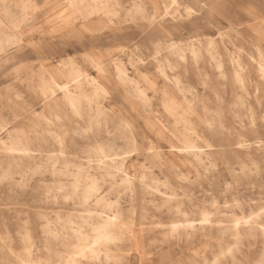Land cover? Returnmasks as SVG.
Wrapping results in <instances>:
<instances>
[{
	"label": "rangeland",
	"instance_id": "obj_1",
	"mask_svg": "<svg viewBox=\"0 0 264 264\" xmlns=\"http://www.w3.org/2000/svg\"><path fill=\"white\" fill-rule=\"evenodd\" d=\"M117 1L118 16L110 19V24L106 25L107 20L103 18L101 20L105 24L98 26L93 23L89 28L83 25L87 22L85 19L76 18L68 26L62 22L68 0H0V7H7L9 15L13 13L18 19L23 16L27 18L20 23L19 41L6 45L0 52V119L7 123L11 131L23 129L28 132L33 145L46 151L56 150L58 146L47 137V133L42 137L41 132L49 127L56 129L63 135L65 156L60 160L64 158L73 165L86 164L88 150L98 143L126 153V169L135 178L136 197L135 202L131 203L127 193H120V207L126 221L131 215L130 208L134 207L132 228L138 232L139 241L138 248L131 251L128 244L119 242V249L114 250L116 264H211L220 247H232L236 240L228 233L222 236L218 234L213 230V224H201L200 211L204 209L212 216L221 217L222 226H229L232 217L247 216L264 205V146L262 150L250 149L248 154L245 150L238 151L235 136L227 129H212L204 112L220 110L223 123L239 129L233 111L241 109L244 123L242 133L247 139L255 140V135L248 131L249 124L245 117L246 111L252 110L258 137L264 145V80L257 70L259 53L255 48L259 47L264 57V0H178L179 16L176 18L163 15V0ZM134 1L142 3L145 17H153V23L140 16L134 19L127 16ZM188 6L196 12L191 14L192 18L185 19L182 16ZM204 37L212 38L221 57L226 72L223 84L215 68L205 60H195L188 49L184 55L186 68L175 66L166 69L169 78L179 77L180 90L169 78L170 82L157 73L158 62L153 58L156 43L192 42L197 46V40ZM92 55L103 62V73L97 72L90 64L88 57ZM229 55L240 57L248 66L247 93L241 92L233 80ZM250 55L256 58L252 60ZM68 58L96 76L98 82L107 88L109 95L97 100L104 112L99 114L95 105L83 108L82 116L75 117L71 108L62 101L59 90L53 97L44 98L43 89L52 84V78L59 83L64 81L57 74V66ZM114 58L121 60L131 79L135 78L139 89L145 93V102L136 95L137 90L133 91L128 82L122 84L113 73ZM202 68L209 73L212 89L202 83ZM256 83L259 87L257 92L253 89ZM70 89L74 90L72 87ZM162 90L167 98L181 103L180 110L189 111L190 122L203 138L197 139L196 143L210 154L216 167L209 165L204 153H201L202 162L193 165L189 164L184 154L179 153L182 157H176L171 153L169 144L173 141L178 145L181 143L173 138L170 131L176 128L181 130L182 125L175 123L174 116L163 107ZM239 95L245 98L247 105L233 109ZM55 101L58 105H55ZM188 101L192 102L188 104ZM41 116H46L50 122L41 120ZM125 122L130 131H124ZM77 124H81L85 130L77 129ZM163 126H166V130L161 133L159 130ZM129 134L133 140H130ZM132 141L137 148L133 152ZM44 155L39 158L41 164L44 163ZM1 159L5 166L7 156L2 155ZM239 159L245 164L243 170L237 164ZM252 160L257 162V170ZM143 168L148 174L151 173L150 176L147 174L148 177L166 184L151 188L153 190L150 189L149 194L143 193L137 180ZM50 173L45 170L32 173L23 183L18 174H13L11 180H0V264H19L25 256V245L33 244V241V257L42 251L40 253L49 259L50 264H60L63 252L67 254L68 247H72L70 245L75 240L63 229L67 225L63 219L71 213L74 216L84 213L88 205L97 209L98 206L92 204L80 206L73 200L61 198L64 191L58 190L55 182L71 179L72 176L62 178ZM96 176L105 181L101 191L108 196L111 194L108 193L109 189L115 187L121 177L117 175L109 179L104 174ZM55 193L56 197L52 198ZM171 193H175L173 200L165 202ZM114 194L109 198H114ZM236 201L241 203L240 208ZM175 203L182 206L185 215L174 212ZM57 216L61 218L57 219ZM185 219L193 221L195 234L187 235L181 228L179 234L173 235L171 222ZM260 222L264 223V217ZM203 225L208 230H201ZM45 226L61 236L54 238L47 233ZM21 233L32 235V241L26 242V237L21 238ZM246 237L250 238L247 240ZM241 239L239 249L234 250L235 258L244 264H255L264 253V235L257 229L254 236L247 235ZM231 259L228 255L223 256L217 264H231ZM99 262L113 264L105 260ZM99 262L83 260L84 264Z\"/></svg>",
	"mask_w": 264,
	"mask_h": 264
},
{
	"label": "bare ground",
	"instance_id": "obj_2",
	"mask_svg": "<svg viewBox=\"0 0 264 264\" xmlns=\"http://www.w3.org/2000/svg\"><path fill=\"white\" fill-rule=\"evenodd\" d=\"M68 2H67L68 7L66 9L67 10L66 15L62 19V22L66 26L72 24L76 18L87 20L86 23L83 22L84 23L83 25L89 28H92L93 23H96V25L100 26L101 23H103V21L101 20L103 18L107 20L106 25H108L110 24L109 23L110 19L118 16L119 10L117 6H119V3L117 0H68ZM177 4H178V0H163V15L164 16L170 15L171 17L174 18L178 17L179 13H178ZM144 10L145 9L141 2L134 1L132 3L131 10L127 13V16L130 18H133L135 16H140L141 18L145 19L146 17L144 15ZM184 11H185L184 15L181 16L185 17V19L192 18L193 16L191 14L193 12L194 13L196 12V10H194L190 6L186 7ZM146 19L149 23H153V19H154L153 17ZM26 20H27L26 16H23L22 18L18 19L13 13L12 14L10 13L9 15V10L7 7L5 6L0 7V52L4 50L6 45H12L15 42L17 43L20 33V23ZM197 41H198L197 46L195 44H191L192 42L156 43L153 49V58H155V60L158 62V67L156 70L158 71L157 73H159L164 78L168 79L169 76L166 71L167 68L172 69L175 66H183V67L185 66L186 68L184 55L188 49L190 51V54L195 60H201V59L205 60L210 66L214 67L216 73H218L219 81H221L223 84L226 80V72L223 67L222 60L218 53V50L214 44V41L210 37L199 38ZM255 48L259 53L257 55L258 60H256L257 70L260 74V77L264 80V57H262V55L260 54L261 49L257 46ZM249 57L252 60L256 58L252 55H250ZM88 60L90 64L97 70V72L103 73L105 71L103 62L100 61L97 56L95 55L89 56ZM229 60L232 63L234 82L237 84L241 92L247 93V90L249 88V79H248L249 70L247 64H245L240 57H233L232 55H229ZM112 67H113V73L117 76V78H119L118 80H120L122 84H126V82H128V85H130L133 91L135 92L136 90L138 91L136 95L142 101L145 102V98H146L145 93L143 92V90L139 89L135 78L132 77L133 79H131L130 76L131 74L128 75V72L124 67L123 63L121 62V60L118 58H114L112 61ZM200 72L202 75V83L206 87H210L212 89L213 86L210 84L211 82L208 71L205 68H202ZM57 74L63 77L64 81L59 83L58 81L52 78L51 79L52 84H48L43 89L44 98L53 97L54 93L57 90H59L62 95L61 96L62 101L71 108L72 114L75 117H81L83 113V108L85 107L92 108L95 105L97 107L99 105L97 101L99 97L101 96L105 97L106 95H109V91L107 90V88L103 84L98 82L96 76H93L89 74L87 71L83 70L74 60L68 58V60L59 62L57 66ZM136 75L138 77L139 73ZM146 76L145 78H148ZM139 78H142V76H140ZM169 79L172 81L173 85L180 90L181 81L179 77L173 76L172 78ZM169 79L168 81L170 82ZM149 82H151V79ZM71 87L74 90H71L70 89ZM253 89L256 92L259 90L257 83L254 84ZM161 92L163 94L162 105L165 108L166 112L174 116L175 123H180L182 125L181 130H178V128H176L177 131L176 130L170 131L173 138L181 143L179 145L173 143L174 141L170 143L169 147L171 153L176 157L177 156L182 157V155H180L179 153L184 154L183 156L187 157L186 160L189 162L190 165H193L195 162L201 163L202 162L201 153H204L205 158L208 159L209 165L212 167H216V163L213 160H211L210 154L205 152V150L200 146H198L196 143L197 139H203V138L199 134L197 129L190 122L188 116L189 111L187 109L180 110L179 108L181 107V103L179 101L167 98L164 90H162ZM215 98H217V96H215ZM191 102L192 101H188L187 103L190 104ZM55 105H58L56 101H55ZM233 105H235L233 109H236L235 107L237 108L244 107L247 105V103L245 98L242 95H239L236 97V100ZM101 111L104 112V110L103 109L101 110L98 106L97 112L100 114ZM206 111L204 112L205 114H207L205 117L209 126L212 129H227L230 133H232L235 136L238 151L245 150L248 154V151L250 149H255V150L263 149L264 145L262 143V140H260V138L258 137V129L255 122L256 118L254 117L253 115L254 112L252 110L250 111L247 110L245 117L247 118L249 124L248 131H250L251 133H253V135H255L254 136L255 140L247 139L245 134L242 133V129L244 128V123H243V117L241 116V109L233 111L234 117L236 118L238 124L240 125V126L238 125L240 127L239 129H234L231 126L225 125V123H223L221 119L220 110L212 109V111L210 112H206ZM262 118H263L262 120L264 121V115ZM41 120L45 121L46 123L50 122V120L46 116H41ZM95 122L98 123V120L96 119ZM123 127H124V131H128V130L130 131L126 122L124 123ZM163 127L164 128H161L159 132L164 133V129L166 130V126ZM76 128L79 130H85V128L81 124H77ZM2 133H4L3 136ZM45 133H47L48 138H50L52 141H54L55 144H57L58 147L56 148V150L46 151L41 149L40 147L36 148L33 145L34 143L28 132H26L23 129H18L17 131H11L7 126V123L0 119V168H2V170L0 171V180H11L13 174H18L21 179L20 182L22 181L23 183L26 179H28V177L32 173H38L43 170L48 171L49 173L51 172L56 176L58 175L59 177L62 176V178L66 176H72L71 179L65 181L57 180L55 182L56 188L58 190L64 191L63 195H61L62 196L61 198H63L66 201L68 199L73 200L79 203L78 205L92 204L94 206H98L97 209L100 208L101 209L100 210L93 209L88 205L89 208L88 206L87 209L85 207L84 213L77 214L76 216H74L71 213L72 215L71 214L66 215L64 219L62 218L64 222H66L67 224V225L65 224L66 226H64L63 229H66V234H68L69 236L71 235L72 237L75 238V240L73 244L70 245L72 247H68L69 245L67 246L68 248H70L69 250H67L66 252L67 254L63 252L65 255L64 254L62 255L59 252L60 253L59 256L61 255L63 256L62 259H59L60 260L59 263L84 264L83 260H87L92 263L105 260L106 262L109 261L110 263L114 264L115 261L117 260L116 259L117 255L114 253V250L119 249L118 247V244H120L119 242L124 241L129 246L128 250L131 251V249L133 248H138L137 246L139 241L138 232H135L132 228L134 225L133 223V217H134L133 215L135 212L134 207L129 206L131 207L129 211L131 212V215L128 216L127 218L128 219L130 218V221H128V219L127 221L124 219V215L120 207L121 204L120 193L122 192L127 193L128 196H130L129 198L131 203L135 202V197H136V190H135L136 184L134 182L135 178L130 173V171H127L126 169V163H125L126 153L124 154V152H122L118 148H113L112 146H108L104 143H98L97 145H95L94 147L88 150V155L86 157L87 158L86 164L73 165L71 164V162H69V160H65L64 158L62 161L60 160L62 157L65 156V151L62 147L63 146L62 133L58 132L56 129L51 127L43 129V132H41V136L45 137L44 136ZM129 137L130 140H133L130 134ZM34 139L36 140L37 138ZM151 149L152 147L149 148V150ZM136 150H137L136 145L133 142L132 152ZM2 155H6L8 158L5 161V166L3 165L1 159ZM43 155L45 157L43 160L44 163L41 164L40 162L42 161L39 158H41ZM251 162L254 165L255 170H257L258 168L257 162H255L254 160H252ZM237 164L240 166V169L243 170L245 168V164L243 163L242 159H239L237 161ZM89 168H92V170H89ZM144 171L141 172L139 177L137 178L138 185L140 188L143 189V193L149 194L151 193L150 191L151 188L153 187L156 188L157 186L159 187L160 185L166 184V182L160 183L154 177H148L147 176L148 173ZM96 174L107 175L109 179H113L117 175H121L115 187L110 188L108 192L111 194L115 193L116 195L114 194L115 195L114 198L113 196L112 199L109 198L111 194H109L108 196L106 192H104L106 194L102 193L101 187L105 181H103L102 177L96 176ZM150 174L148 175L150 176ZM60 194L61 193H59V195ZM52 196H53L52 198H55L56 193L54 195L52 194ZM174 196L175 193L168 194L166 200L164 201L168 203V201H171L170 199L173 200ZM48 197L51 196L49 195ZM63 199L62 201H64ZM240 204L237 202V206L239 208H240ZM75 207L76 205L74 206V208ZM173 209L176 214L178 213L183 215L186 214L185 210L182 208V206L179 203H175ZM263 217H264V205L259 209V211L252 212L247 216H234L231 219V225L222 226L221 223H223V220L221 219V217L217 215L215 216V214L212 216L209 211L202 209L200 211L201 224H205V225L213 224L214 226L213 230H215L218 234H221L222 236L228 233L229 235H231V237H233V239L235 238L236 240V241L234 240L235 245H233L232 247L231 246H227L226 248L220 247L218 253L215 254L213 259H211V264H217L218 260L226 255L232 257L231 264H244L239 259L235 258L234 250L235 248L237 250L239 249L238 243L240 242V239L242 237L247 235L254 236L255 231L257 229L264 235V223L260 222V220H262ZM56 218L60 219L61 217L57 216ZM181 228L185 230V233L187 235L195 234L194 232L195 228L193 226L192 220H188V219H185L184 221L173 220L171 222L170 231L173 235L179 234V230ZM202 229L203 231L208 230V227L203 225L201 227V230ZM46 231L47 233L48 232L51 233V235L54 238H58L59 236H61L58 234V232L52 230L50 227H46ZM21 234H22L21 238H23L22 236L26 237L27 240L26 242L32 241V240L30 241L32 237V235L31 237L29 235L30 232L29 234L28 233H24V234L21 233ZM249 238H247V240ZM33 244L31 242L30 244L28 243L25 245L24 247L25 256L24 258H22L21 262L19 261V264H50L49 259L43 257L42 253H40L42 252L40 251L41 249L39 250L40 251L39 253L36 252L37 255L35 257L31 255V249H32L31 246ZM120 262L121 261H119V263ZM100 263L101 262H99V264ZM179 263L181 264V262ZM255 264H264V253L260 255V259Z\"/></svg>",
	"mask_w": 264,
	"mask_h": 264
}]
</instances>
